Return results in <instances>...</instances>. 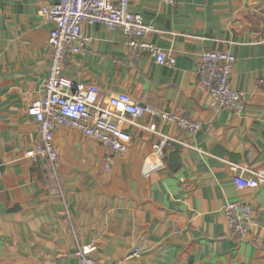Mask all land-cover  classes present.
<instances>
[{
  "label": "crops",
  "instance_id": "1",
  "mask_svg": "<svg viewBox=\"0 0 264 264\" xmlns=\"http://www.w3.org/2000/svg\"><path fill=\"white\" fill-rule=\"evenodd\" d=\"M57 1L0 0V264H79L77 247L95 264H264V184L238 191L229 169L264 173V0H129L152 28L142 40L171 54L172 65L130 50L119 29L82 24L90 43L65 57L64 77L96 86L102 100L124 93L183 111L201 128L188 133L144 116L124 125L131 140L116 154L59 126L52 164L25 155L38 144L26 111L49 70L51 25L41 9ZM206 51L234 58L240 113L209 107L198 84ZM160 136L173 141L158 158ZM228 201L254 212L258 226L244 239L230 236L221 210Z\"/></svg>",
  "mask_w": 264,
  "mask_h": 264
},
{
  "label": "built area",
  "instance_id": "2",
  "mask_svg": "<svg viewBox=\"0 0 264 264\" xmlns=\"http://www.w3.org/2000/svg\"><path fill=\"white\" fill-rule=\"evenodd\" d=\"M128 8L129 0H58L41 9V16L51 25L48 38L50 63L42 96L33 101L26 111L27 116L37 124L38 136V144L26 152L27 158L34 161L40 156L52 164L56 162L57 153L52 136L59 126L75 129L116 154L126 153L131 140L124 125L134 124L144 116L174 123L188 133L199 131L200 123L186 119L183 111L166 113L150 105H143L124 93L102 100L96 86L85 85L62 75L65 57L69 53H79L90 43L89 37L82 33L84 23L102 25L109 30L119 29L130 37V50L145 52L157 65L174 64L171 54L142 40L144 34L152 31V28ZM199 61L198 84L209 97V107L217 111L240 113L243 110L242 95L230 87L234 58L225 52L206 51L200 54ZM170 140L160 136L153 145V154L160 158ZM160 166L159 162L149 164L148 170L155 171ZM105 168L108 169V166ZM229 169L238 191L254 190L264 184L262 172H252L231 163ZM221 210L230 236L234 239L246 238L252 228L258 226L252 208L244 202H225ZM139 254L137 250L132 251L124 260L137 258ZM75 255L79 264H95L81 247H77Z\"/></svg>",
  "mask_w": 264,
  "mask_h": 264
}]
</instances>
